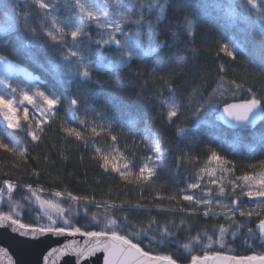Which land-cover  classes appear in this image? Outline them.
<instances>
[{
    "label": "trees",
    "instance_id": "obj_1",
    "mask_svg": "<svg viewBox=\"0 0 264 264\" xmlns=\"http://www.w3.org/2000/svg\"><path fill=\"white\" fill-rule=\"evenodd\" d=\"M84 1H91L104 10L105 0H81V3ZM149 3L151 0H143L146 21L139 24L124 22L121 27L133 42L136 41L135 33L141 32L140 42L146 51L147 22H151L158 33L155 40L168 46L156 49L150 55L141 53L127 57V66H123L116 45L100 48L101 60L93 44L90 52L82 51L86 58L81 62L79 57L69 53L70 35L63 37L68 42L63 47L47 37L42 26L53 28L51 18H45L33 0H0V21H3L0 22V56L20 68L13 69L6 80L12 87L30 94L39 89L46 94L55 92L61 97V103L51 115H42L46 106L40 108L44 104L35 97L40 108L36 116L39 122L43 121L37 129L41 139L35 142L27 135L28 126L35 129L37 125L30 113L25 121L21 107L17 114L20 128L13 130L7 128L0 111V139L24 151L21 155L19 151L0 149V188H4V179L23 185L11 192L0 191V215L19 214L23 223L33 227L37 226L33 223L35 218L42 216L40 223L48 224L27 190V184L31 183L37 192L40 188L45 189L42 196L61 207L64 218L81 231L100 230L90 224L93 214L104 223L116 219L120 234H128L130 230L147 231L151 226L148 234L157 238L151 241V246L150 239L144 236L140 240L132 239L133 242H139L141 248L154 256L171 254L178 258V264H189L191 255H201L199 248L207 249L212 255L216 252L233 256L264 254V244L258 236L249 238L247 227L237 231L238 223L246 219L248 226L257 231L253 222H258L260 217L241 218L237 213L231 218L236 222L231 223V228L224 215L226 209L214 207L211 212L215 215L205 216L206 207L184 201L180 196L181 190L188 191L195 181L199 165L211 161L209 157L213 150L222 158L220 161L225 168L230 169L227 171L233 183H239L237 177L250 174L253 169L264 171V120L247 128H227L218 117L224 104L217 103L216 111L204 113L202 110L195 117L182 108L173 123L168 120L167 105L163 103L166 99L171 102L169 87L175 91L178 101L187 103L190 93L193 96L202 93L207 98L218 87L220 76L224 77L221 90L233 88L234 85L229 83L233 80L244 85L245 91L239 95L231 96L226 92L228 103L243 101L250 86L259 95L264 89V21H255L251 6L243 17L231 21L225 19L220 7H226V0H170L163 16L156 8L149 10ZM258 4L264 15V0H258ZM238 9H241L240 5ZM115 11L120 10L108 9L107 18L119 22L121 17L116 18ZM52 15L66 30L83 26L85 19L75 0H60ZM129 16L130 21L138 20L140 8L132 5ZM185 17L194 21L191 36L184 24ZM27 28H31L38 38ZM87 31L94 40L100 39L101 30L94 23L88 24ZM56 35L59 37V33ZM116 36L124 39L120 33ZM234 40L242 47L233 50L235 60L219 50L224 43L231 48ZM173 56L176 58L172 59ZM221 65L224 72L220 71ZM86 67L89 77L81 75ZM0 94L19 105V92L12 93L6 85H0ZM77 97L78 104L73 106L71 101ZM215 100L219 102L221 97L217 95ZM66 127H75L81 138L69 137L64 131ZM178 127H184L187 136L179 134ZM13 132L16 135H11ZM112 136L116 137L115 141ZM158 152H163V156L155 168L156 177L163 180L157 184L140 179L139 168L149 163L147 157H155ZM102 155L109 157L107 171L100 167ZM113 164L120 171L113 172ZM125 164L129 166L127 169ZM226 188L232 195L228 197L230 203L237 197L242 199L240 190L233 193L230 185ZM55 191L71 192L81 199L89 197L95 203L69 202L63 197L51 196L50 193ZM105 204L111 207L105 208ZM247 207L256 205L250 203ZM220 226L229 229L224 247L214 242L218 239ZM164 227H168L174 236L160 245L157 241ZM232 231H237L235 238L230 235ZM197 235L201 238L199 242L192 239ZM208 236L213 240L209 241ZM184 244L189 248H183Z\"/></svg>",
    "mask_w": 264,
    "mask_h": 264
},
{
    "label": "snow or ice",
    "instance_id": "obj_2",
    "mask_svg": "<svg viewBox=\"0 0 264 264\" xmlns=\"http://www.w3.org/2000/svg\"><path fill=\"white\" fill-rule=\"evenodd\" d=\"M60 2V0H33V3L38 6L40 10H42L45 18H51V22L53 28H48L46 26H42L43 30L46 32L47 37L51 39V41L57 42L61 47L68 44L63 37L70 35L71 36V45L69 46V53L72 57H79L80 61L83 62L85 60V56L81 53L90 52L92 45L94 44L98 50L97 54L99 58L103 59V54L99 52V49L105 45H116L117 53L121 57V65L127 66V57H132L133 55H150L152 52L156 51V49L167 47L168 45L159 40H155V37L158 36V33L155 31V27L148 23V32H147V41L148 47L145 51L141 45V32L137 31L135 33L136 41L133 42L132 38L129 37L128 33L125 32L124 28L121 27V23L131 22L133 24H139L141 21H146V13L143 11V0H115L114 3H110L109 0H105V7L102 11L100 8H93L90 4L81 3V0H75L76 7L79 8L80 12L84 14V21L82 22L83 26L72 27L69 30H66L64 27L60 26V22L58 19L52 15V11L55 9L56 5ZM67 2V0H65ZM170 3V0H151L148 7L149 10L152 8H156L159 10L161 16H163L166 11V6ZM247 3L252 5L253 8H259L258 0H247ZM132 5H137L140 8V16L138 20L130 21L129 10ZM115 8L120 10L119 15L121 20L119 22L113 21L112 19L107 18V10L110 8ZM103 17V18H102ZM260 21H264V15L258 16ZM3 22V21H0ZM90 23H94L100 32V39H93L91 35H89L87 31V26ZM184 24L186 25L188 34L191 36L193 33V25L194 21L184 18ZM27 27V26H26ZM54 29V30H53ZM29 32L35 38H38L37 34L31 29L27 28ZM59 33V37L56 35ZM116 33H120L124 39H118ZM221 52H223L226 56L236 59V55L233 50H231L230 45L228 43H224L220 45ZM175 59L176 57H171ZM181 59H184L181 57ZM0 62H3V59L0 58ZM224 66H220V71L224 72ZM84 77H89V71L87 67L85 71L81 73ZM99 82V81H97ZM224 77H219L218 87L213 89L212 92L208 95L207 98L203 96L202 93L199 96H193L191 93L188 96L187 103L184 101H178L175 95V91L169 87V99L163 101L164 104L167 105V117L170 122H175L173 118L178 116V113H181V109H187L190 112L191 116H199L203 110L204 113H211L216 111L215 105L217 103H223V113L227 114L228 117H231L233 120L237 122H246L249 119V116L254 112L259 115L264 112V89H262L257 95V92H254L252 87L247 88V97L243 100V103H228L227 99H225L226 92L231 96L239 95L240 92L245 91L244 85L240 83H236L234 80L230 81V85H234L233 88L224 89L223 88ZM0 84L6 85L11 89L12 93L19 92L21 97L19 105L12 99L6 98L4 94H0V111L3 113V118L7 123L8 129H19L20 122L17 118V114L21 111V107L23 110V119L27 121L29 119V106H34L35 109L39 108V105H34V97H38L42 100V103L46 105V111L42 113V115H51L54 114L57 110V106L61 103V97L57 95L55 92H48L46 94L45 91H41L37 89L33 94H30L28 91H24L19 89L18 87H12L9 82L0 77ZM219 95L221 100L218 102L215 100V97ZM26 102V103H25ZM72 105L75 106L78 104V97L72 99ZM195 103V107L192 105ZM259 110V111H258ZM256 118L255 116L253 117ZM43 121L37 123L36 128H32L31 125L27 128V135L31 137L33 142L39 141L41 137L37 134V129L40 128V124ZM83 123V121H81ZM64 131L67 133L69 137L75 136L76 139L81 138V133L75 127H66ZM95 131V129H93ZM176 131L182 136H187V131L184 127H178ZM11 135H16L15 132L11 133ZM112 140L115 141L116 137L112 136ZM159 144H157V149H159ZM0 149H4L8 152L19 151L21 155L24 154L22 148H18V146L10 145V143H5L3 139H0ZM164 151H167L165 149ZM163 156V152H158L155 157L149 156L147 160L149 163H145L142 167L139 168V176L140 178L147 180L149 177L154 175V169L159 166V161ZM210 160L220 161L222 158L217 154L216 151H211V155L209 157ZM102 163L100 165L101 168L105 169V171L109 168V157L106 155L101 156ZM225 163H228L225 161ZM129 166L127 164L124 165V168L127 169ZM230 171V169H227ZM112 171L118 172L120 169L113 164ZM121 176H124V173H120ZM214 174V173H213ZM237 180L243 181L244 186L247 188L246 191H241L240 195L248 197L250 200H255L256 207L252 209H244L240 205L243 201H239V198L233 199L231 202V206L224 205L227 209L224 213L226 219L231 223H236L235 221H231L232 217H235L237 213L241 218H252L253 216L260 217L258 222L254 221L256 224V228L259 230L258 232L253 228L248 226V219H246L243 223H238L237 231L240 227H247V235L249 238L253 236H258L260 239H264V178H260L256 180L255 177L250 175H243L237 177ZM212 183H215L213 180ZM258 184L259 187L253 190V185ZM4 188H0V191H4L5 189L11 192L14 188L23 187V185H17L13 181L9 179L3 180ZM199 183H192L189 185L191 189L199 188ZM237 187H241L238 184H233V193ZM27 190L31 194V196L35 197L36 200H41V196L37 194V191L33 190V186L31 183L27 184ZM41 193H44L46 190L40 188ZM223 188L220 189V193L223 194ZM53 197H63L64 200L69 202H74L77 204H82L85 201L89 203H95L94 199H90L89 197H83L82 199L76 195H73L71 192L64 193L62 191H55L50 193ZM184 201L192 202L194 205L203 204L206 207L204 212L205 216L215 215V213L211 212V209L208 207L212 204V200L210 199H198L195 198L191 194H184L182 196ZM43 203L52 206L51 200H44ZM216 203H221V201H216ZM70 208L72 207V203H70ZM96 207H100L99 204L95 205ZM105 208L111 207L107 204L104 205ZM137 207H140L137 205ZM43 219L42 216H37L33 221L36 224V227H33L30 224L23 223L19 214L15 216L11 213L7 215L0 216V234L11 230L12 233H16L17 236L21 239V242H38L36 237H43L45 234L51 233L55 236H62L66 233L71 232V234L80 233L83 236L89 238L85 241L83 246H80L78 251H76V255L80 259L87 260V258L95 256L97 252L104 253L102 257V264H178V258H173V255H155L153 256L149 251H145L140 247V243H134L129 236L136 237L138 240L142 239L141 233L143 230H130L128 234H120L118 231L119 223L116 219H108L107 223H104L99 217L95 214L92 215L91 218V226L100 227L99 231H86L81 233L80 227H73L69 224L68 220H64L63 224L58 223L53 220L51 216H48V224L43 225L40 221ZM124 220H127V216L124 217ZM94 222V223H92ZM181 224H184V221L181 220ZM173 227H178L173 225ZM151 230V226H149L147 231H143V235L147 236L148 231ZM237 231H232L230 235L235 238L237 236ZM229 234V229L220 226L219 227V235L218 239L214 242L219 243L221 247H224L226 236ZM174 233L168 228L164 227L162 232L160 233L158 244H165L169 238L173 237ZM31 238V240H29ZM155 236L150 238V246L151 241L156 240ZM194 241L199 242L200 237L194 236L192 237ZM208 240L212 241V236H208ZM184 248L188 249L189 245L184 244ZM216 258H221V253L216 252ZM207 254L204 257H200L197 255H191L189 264H201L202 260H207ZM226 264H264V254L260 255H246V256H224L222 257ZM89 264H92L89 261ZM95 264H100V259L98 258Z\"/></svg>",
    "mask_w": 264,
    "mask_h": 264
},
{
    "label": "rangeland",
    "instance_id": "obj_3",
    "mask_svg": "<svg viewBox=\"0 0 264 264\" xmlns=\"http://www.w3.org/2000/svg\"><path fill=\"white\" fill-rule=\"evenodd\" d=\"M228 3L226 5V7H220V9L224 12L225 14V18L229 21L231 20H235L238 19V17H240L242 15V17L244 16V14L247 12V10L249 8L252 7V5L250 4H242L243 1L247 0H226ZM235 1L236 4H235ZM84 4H90L93 6V8H98L95 4H93V2L91 1H84L82 2ZM240 5L241 9H238V6ZM251 6V7H250ZM253 8V7H252ZM251 8V9H252ZM117 17L116 18H120L119 16V12L115 11ZM253 13L255 16V18H258V16L262 15L260 13V9L259 8H253ZM108 15V12H107ZM112 19V18H111ZM116 21L117 20H113ZM262 25H260L259 27H261ZM232 50H236V49H242L241 45L236 42L235 40L232 41V46H231ZM0 58L3 59V62H0V77L3 78H7V75L9 73L12 72L13 69L19 70L20 68L13 65L12 63L8 62L7 60H5L3 57L0 56ZM2 85V84H0ZM26 103V102H25ZM36 103H38L37 99L34 97V105H36ZM46 105H40V108H44ZM32 107V111H30L29 113L31 114L33 120L36 121V123L39 122L38 117L36 116V113L40 112V108L35 109L34 106ZM218 117L220 118V114H218ZM214 173V174H213ZM250 176H253L256 178V180H259L260 178H264V171L261 172H255V169H253L252 173L247 174ZM139 176V175H138ZM156 169H154V175H152L151 177H149L147 179L148 182H155L157 184H160L161 181L163 180V178L161 177H156ZM196 179L193 183H199L200 187L197 189H191L189 188L188 191L181 190V198L184 194H191L193 195L195 198L198 199H210L212 200V204L210 206H208L210 209H213L214 207L219 208V209H226L224 207V205H228L231 206V203L228 201V197H231V193H227V186L230 185V189L231 192L233 191V184H238L241 187H237L236 190H240V191H246L247 188L244 186V182L240 181L238 182H231L229 175H228V171L225 168L224 164L221 161H217V160H211L208 161L206 163L200 164L198 170L195 173ZM140 178V176H139ZM142 179V178H140ZM144 180V179H142ZM215 181V183H212V181ZM259 185L258 184H254L253 185V190H255L256 188H258ZM223 188V194L220 193V189ZM38 195L41 196V200H36L35 197L32 196L34 202L36 203L39 211L41 212V214L46 217L48 219V216H51L53 220L57 221L60 224H63L64 220H66L64 218V212L63 209L61 207H59L58 205H56L54 202L51 201L52 206H49L46 203H43L44 200H46L43 196L42 193L37 192ZM241 200L239 201H243V203L241 205H244V209H252V208H248L247 205L252 203L254 205H256L255 200H250L248 197L246 196H242L241 195ZM243 199H247V201H244ZM216 201H221V203H216ZM192 203V202H191ZM240 205V206H241ZM198 206H203L205 207V205L203 204H199ZM255 208V207H254ZM227 210V209H226ZM225 210V212H226ZM70 224V222H69ZM233 224H231V228H232ZM141 236L143 235V232L141 233ZM147 237L148 239H150L152 237V235L149 233H147ZM130 239H137L136 237L130 236ZM221 246V245H220ZM184 248V247H183ZM200 251H202L201 255H199L200 257L205 256V254L207 255H212L209 254V252L207 251V249H203V248H199ZM214 255V254H213ZM198 256V255H197Z\"/></svg>",
    "mask_w": 264,
    "mask_h": 264
},
{
    "label": "water",
    "instance_id": "obj_4",
    "mask_svg": "<svg viewBox=\"0 0 264 264\" xmlns=\"http://www.w3.org/2000/svg\"><path fill=\"white\" fill-rule=\"evenodd\" d=\"M231 103L240 104L243 101ZM223 107L221 108L220 122L230 129L255 126L264 120L263 112L259 115L254 112L249 116L248 121L237 122L223 113ZM254 116L256 117L255 119L253 118ZM83 232L81 231V233ZM88 239L80 233L71 234L69 232L62 236L48 233L43 237H36L38 242L22 243L16 233L8 230L0 234V264H89V261L95 264L98 258L100 259V264H102L104 255L102 252H97L95 256L89 257L87 260L77 257L76 251ZM261 242L264 244V239H261ZM224 256L233 255L221 253V258H216L215 255H207L208 259L202 260L201 264H226V261L222 259Z\"/></svg>",
    "mask_w": 264,
    "mask_h": 264
},
{
    "label": "flooded vegetation",
    "instance_id": "obj_5",
    "mask_svg": "<svg viewBox=\"0 0 264 264\" xmlns=\"http://www.w3.org/2000/svg\"><path fill=\"white\" fill-rule=\"evenodd\" d=\"M225 19H226V18H225ZM255 21H256L257 23H260V22H261L258 18H255Z\"/></svg>",
    "mask_w": 264,
    "mask_h": 264
}]
</instances>
